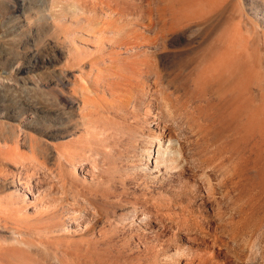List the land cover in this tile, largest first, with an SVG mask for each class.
<instances>
[{
  "label": "rangeland",
  "instance_id": "1",
  "mask_svg": "<svg viewBox=\"0 0 264 264\" xmlns=\"http://www.w3.org/2000/svg\"><path fill=\"white\" fill-rule=\"evenodd\" d=\"M0 147V264H264V0H0Z\"/></svg>",
  "mask_w": 264,
  "mask_h": 264
},
{
  "label": "bare ground",
  "instance_id": "2",
  "mask_svg": "<svg viewBox=\"0 0 264 264\" xmlns=\"http://www.w3.org/2000/svg\"><path fill=\"white\" fill-rule=\"evenodd\" d=\"M68 5L71 7V8H73V10H75V9H78V10H80L82 13L83 12H86L87 10H93V11H96V4H93V5H91V6H87L88 7V9L87 8H85V7H82V6H78L75 2H70V3H68ZM102 7V6H101ZM99 23H96V25H98ZM87 90V89H86ZM85 90V91H86ZM90 90V89H89ZM88 93V92H87ZM94 93V92H93ZM96 93V92H95ZM89 94V93H88ZM93 96V95H92ZM81 97H82V105H80V107H79V109H81V108H83L84 109V107H85V105H86V103L88 102V100H89V96L87 95V94H84V93H82V95H81ZM94 98V97H93ZM124 98V97H123ZM91 100H92V98H91ZM91 100H89V101H91ZM112 100V99H111ZM96 102H98V101H96ZM100 103V102H99ZM88 104V103H87ZM101 104V103H100ZM89 105V104H88ZM102 105V104H101ZM91 106V105H90ZM92 107V106H91ZM88 109V108H87ZM103 110H105V109H102V111H100V109H98L97 107H96V109H92V110H89L88 109V111H84V112H81V117L84 119V120H88V121H92V120H96L97 121V119H99L100 117H98L95 113H98L99 114V112L100 113H103V115H111L110 114V112L108 113L107 111H103ZM83 111V110H82ZM96 116V117H95ZM113 118L115 119V117H113L112 115H111V117H107V119H105V124L106 125H109V126H111V127H114V126H112V125H116V127H115V129H116V132L117 133H120L121 132V128H122V126H121V124H119V123H115V121H113ZM128 130L127 131H125L126 133H128V134H134L136 131H135V128L134 127H126ZM134 129V130H133ZM26 134V133H25ZM20 135V134H19ZM28 135V139H29V141L30 142H33V141H41L42 142V139H41V137H36V134L34 135V134H32V133H28L27 134ZM121 136V135H120ZM16 141H18V139H16ZM169 141V140H168ZM46 142V141H45ZM74 143H75V145H76V141H73ZM72 142V143H73ZM47 143V142H46ZM71 143V144H72ZM95 143V142H94ZM172 143H174V142H172ZM66 144V143H65ZM96 144V143H95ZM94 144V145H95ZM93 144H90L89 142H86V146L85 147H87V149H92V146ZM64 146V145H63ZM175 146V145H174ZM17 145H15V147L14 148H12V151H16L17 150ZM61 148V147H60ZM176 148V147H175ZM179 149V148H178ZM177 149V150H178ZM175 150V149H174ZM174 150H172V151H174ZM176 150V151H177ZM1 151H3V149L0 147V170L3 168V166L1 165L2 163H3V160H9V155L8 154H4L3 152H1ZM181 150H178L177 152H173L171 155H168V156H170V160H174V159H176V157L178 156V154H181V152H180ZM170 153H171V151H170ZM164 154V153H163ZM14 157H15V155H14ZM17 158V157H16ZM168 158V157H167ZM168 164H169V162H168ZM2 174V173H1ZM5 204H7L9 207H11V208H13L14 210H16L17 212L20 210V208H21V206L19 205V201H18V196H9L8 197V200H6V202H5ZM14 212V211H13ZM20 212V211H19ZM19 221L20 220H18V221H13L14 223H16L17 225L19 224ZM37 223V222H36ZM13 229H14V231L13 232H15V233H17V235H19L20 233H19V228H17V227H13ZM32 229V228H31ZM13 238V240L15 241V243H16V245H15V247L16 248H19L21 251H22V247L20 248V244L21 243H24V244H26V245H31V244H29V239H27L26 237H18V236H12ZM29 240V241H28ZM35 245V244H34ZM14 246V245H13ZM32 246V245H31ZM18 251V250H17ZM28 251V250H27ZM97 251V250H96ZM162 254V253H161ZM100 255V254H99ZM181 255V252L179 251V250H176L173 254L172 253H168V252H165L164 254H163V258H165V261L164 262H162V263H160V264H172V263H175V262H177L178 261V258H179V256ZM140 259V258H139ZM106 262V261H105ZM224 262V261H223ZM57 264H64V261L62 260V259H60V258H57ZM68 264V263H67ZM93 264V263H92ZM136 264H143V262L142 261H138ZM210 264V263H209Z\"/></svg>",
  "mask_w": 264,
  "mask_h": 264
}]
</instances>
